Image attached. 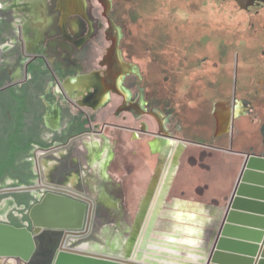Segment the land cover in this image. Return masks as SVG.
<instances>
[{"label":"rangeland","instance_id":"374dc122","mask_svg":"<svg viewBox=\"0 0 264 264\" xmlns=\"http://www.w3.org/2000/svg\"><path fill=\"white\" fill-rule=\"evenodd\" d=\"M87 1L100 26L84 48L83 66L88 72L105 70L102 62L111 44L106 38L111 19L118 35L119 61L134 68L123 82L134 102H148L147 112L130 116V129L165 133L187 142L175 140L163 147V154L151 155L152 136L140 134L141 139L133 141L127 130L106 129L103 136L117 153L108 175L122 184V216L98 203L101 188L93 182L86 139L70 143L68 155L61 157L60 172L51 176L53 185L61 188L65 173H84L78 190L94 202V211L86 234L69 248L86 242L105 250L115 240L116 245L123 241L128 248L147 251L146 256L160 249L158 253L163 252L170 263L198 258L195 264H205L245 160L238 153H244L253 156L211 264H264V10L256 13L251 8L247 13L234 2L215 7L219 0H110L107 11L98 0ZM8 58L12 57L0 52L2 142L9 130L4 121L13 84L4 64ZM49 59L51 67L60 62L67 67L71 60L60 53ZM111 96L112 106L105 110L69 105V114L97 116L95 125H101L100 116L112 115L114 127L122 125L121 117L128 115L119 111L123 98ZM216 103H242L245 108L244 116L234 119L219 136L213 115ZM41 132V140L48 142L49 133ZM18 195L30 198L29 192ZM14 211L12 198L5 199L0 219L16 221Z\"/></svg>","mask_w":264,"mask_h":264},{"label":"flooded vegetation","instance_id":"af4514ba","mask_svg":"<svg viewBox=\"0 0 264 264\" xmlns=\"http://www.w3.org/2000/svg\"><path fill=\"white\" fill-rule=\"evenodd\" d=\"M219 1L220 3L214 4L215 7L234 2L240 10L247 13L251 8H255L256 13L264 10V0H254L243 9L238 1ZM98 2L106 10L102 2L100 0ZM107 5L108 11L111 5L110 0H107ZM112 23L114 24L113 21ZM99 26L90 15L87 0H0V43H5L0 47V52L12 57L8 58L4 64L8 69L9 80L13 82L8 89L6 98L9 102L8 116L7 121H4L7 124L4 126L9 130L6 132L4 141L0 140V190L34 186L38 184V181L40 183L37 187L58 189L59 185H53L55 180L53 181L51 176L60 172L61 157L68 155L66 148L70 143L84 137L86 140H83V143L89 153L86 159L93 169V182L101 188L97 198L98 203L122 216L124 209L119 197L122 184L115 183L113 177L109 178L108 175V171L114 168L117 153L112 143L103 136L106 129L127 130L133 141L140 140V134L152 136L149 140L151 155L163 154L162 149L165 145L179 140L165 133L151 134L146 129L141 131L130 129L128 124L130 116L135 118L138 114L147 112L148 109L144 106L148 105V102L146 100L134 102L130 89L126 87V81L123 82L124 76L133 73L134 68L128 63L119 61L117 49L113 54L110 52L114 44L117 48L118 35L114 33L115 29L109 26L106 36L111 44L102 62L105 70L88 72L83 66L82 59L86 54L84 48L89 39L96 35ZM51 46L56 49L54 52L51 51ZM58 53L71 58L67 67L63 62L53 67L47 65L51 62L49 58ZM112 93L123 98V105L119 111L128 115L121 117L122 125L114 127L112 115H107V119L105 116H100L101 125H95L93 122H98L97 116L74 114V112L69 114L67 108L69 105L97 111L105 110L112 106ZM152 111L150 110V113ZM26 128H28L27 134L24 133ZM99 128L102 131H99ZM42 129L51 136L48 142L41 140ZM0 134H2L1 131ZM92 135L100 138H94ZM55 146L62 147L54 149ZM47 149L50 150L45 151ZM49 157L60 160L50 162ZM24 160L26 162H23ZM48 162L51 164L49 165ZM76 163L75 158L72 165ZM64 176L61 189L74 196L85 197L79 192L78 187L86 175L76 171L65 173ZM29 193L30 198L19 196L20 193L0 195V204L5 199L12 198L15 207L12 213L19 219L16 221L0 219V221L16 227L27 224L31 227L26 213L34 203L38 202L41 195L47 192L41 190L35 194ZM84 234L86 232H81L79 238ZM61 242V240L55 241V247L58 248ZM122 243L124 242L119 241L118 244L124 247ZM84 244L87 248L80 250L121 254L120 245H116L115 240L107 243V247L104 246L105 250H101L103 247L101 245H91L86 242L79 243L74 248ZM114 247L118 250L113 251ZM137 251L140 252L137 255L138 259L146 256L147 251ZM154 251L153 254L157 258L163 256V252L158 253L160 249ZM197 259L189 260L187 264H195ZM9 260V264H20L18 260L10 258ZM179 262L173 261L171 264ZM0 264H4L2 260Z\"/></svg>","mask_w":264,"mask_h":264},{"label":"water","instance_id":"95a60500","mask_svg":"<svg viewBox=\"0 0 264 264\" xmlns=\"http://www.w3.org/2000/svg\"><path fill=\"white\" fill-rule=\"evenodd\" d=\"M235 1H238L240 7L243 9L246 8L247 5L252 4L254 0ZM100 2H102L107 10V0H100ZM108 22L110 28L114 29L112 21L108 20ZM115 50L116 47L114 44V47H112L110 52L113 54ZM240 105H233L230 107L227 106L226 103L215 104L213 115L216 120V136L227 132L231 122L244 114L243 112L245 111V108L242 106V103ZM179 141L183 140L179 139ZM58 147L62 146H55L53 148L55 149ZM211 148L222 150L217 147ZM224 151L233 152L230 150ZM238 154L245 155V160L214 245L205 264L212 263L216 247L222 236L226 221L238 194L248 163L253 156L252 154ZM39 183L40 181H38L37 185H39ZM37 185L4 188L0 190V195L24 192H31L32 194H35L37 191L41 190L47 192L45 195H41L38 202L34 203L27 212L31 227H28V224L23 227H16L0 221V260H2L4 264L10 263L9 258L18 260L20 264H33L36 261H41L36 264H158L154 260L160 261L161 259H164V256L157 258L153 252H151L152 254L144 256L143 260L132 261L120 258L119 255L115 254L110 256L93 255L78 252L71 247L66 250L64 247L59 249L58 246V248H56L55 241L61 240L65 242L68 234L77 232L85 233L87 231L93 217L94 202L86 196H74L61 188H40L37 187ZM184 264H187V262H184Z\"/></svg>","mask_w":264,"mask_h":264},{"label":"bare ground","instance_id":"6f19581e","mask_svg":"<svg viewBox=\"0 0 264 264\" xmlns=\"http://www.w3.org/2000/svg\"><path fill=\"white\" fill-rule=\"evenodd\" d=\"M41 188V187H40ZM45 188H48V187H45ZM6 208V207H5ZM4 208V209H5ZM5 211V210H4ZM81 235V232H77V233H71V234H68L67 235V240L65 242H61V245L59 246V249H61L62 247H64V249H68L69 248V245L74 242L79 236ZM82 248H87V245H82L81 247H78V248H74V250H77L78 252H81V253H89V254H93V255H104V256H110L112 254H115V255H119L120 258H125L127 260H141V259H138L139 257L137 256L140 252H138L136 249H131V248H128L127 246H125L124 244V247L122 245H120V251H121V254H116V253H107V252H94V250H91V251H83V250H80ZM58 249V250H59ZM116 251L118 250L117 248H113V251ZM127 252V253H126ZM163 260L161 259L160 261H157V260H154L156 263L158 264H171L170 262L167 261V259L165 258V254L163 253ZM161 258V257H160ZM10 259H13V258H10ZM21 260V259H20ZM189 260H192L191 258H187L184 260V262H188ZM23 261V260H21ZM25 262V261H23ZM183 261L179 262L178 264H184Z\"/></svg>","mask_w":264,"mask_h":264},{"label":"crops","instance_id":"0c3cea01","mask_svg":"<svg viewBox=\"0 0 264 264\" xmlns=\"http://www.w3.org/2000/svg\"><path fill=\"white\" fill-rule=\"evenodd\" d=\"M240 104H236V106H239ZM227 106H228V104H227ZM241 106V105H240ZM231 107V106H230ZM244 116V115H243ZM238 118V117H237ZM231 153H233V152H231ZM235 153V152H234ZM242 169V168H241ZM241 172V171H240ZM83 175H84V173H82ZM238 179V178H237ZM237 182V181H236ZM235 185H236V183H235ZM234 188H235V186H234Z\"/></svg>","mask_w":264,"mask_h":264}]
</instances>
